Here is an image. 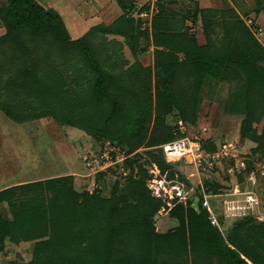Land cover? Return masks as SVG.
I'll list each match as a JSON object with an SVG mask.
<instances>
[{
	"label": "trees",
	"instance_id": "obj_1",
	"mask_svg": "<svg viewBox=\"0 0 264 264\" xmlns=\"http://www.w3.org/2000/svg\"><path fill=\"white\" fill-rule=\"evenodd\" d=\"M180 1L157 0L151 20L133 17L138 11L134 1H118L123 11L121 18L110 25H98L73 40L54 9H46L37 0H5L0 7V22L5 29L0 36V111L18 124L53 119L87 133L97 142L109 141L127 157L143 145L159 148L158 156L151 154L159 177L166 176L167 181L182 183L189 190L194 184L180 171L183 163H168L163 154V145L184 137L178 126L166 125V118L178 109L180 121L195 126L197 95L206 76L232 80L238 91L227 109L239 101L242 112L238 114L245 116L242 138L261 143L264 133L257 127L264 117V46L243 20V16L250 17L248 10L242 8L241 16L233 8L202 9L192 1L195 12L189 9L182 15L175 11ZM255 2L254 13L258 15L264 11V0ZM150 11V4L139 9L140 13ZM217 17L224 37L214 41L210 30L215 32L212 28ZM190 21L192 27L188 26ZM199 21L204 25L202 35L192 32ZM253 25L256 26L254 20ZM109 35L129 40L136 57L144 53L139 50L141 40L149 41L151 36L157 48L156 67L165 78L164 84L153 91L149 71L138 60L127 67L124 44L117 39L108 40ZM203 147L205 152L218 150L213 141L204 140ZM246 170L237 177L241 184L256 167L251 165ZM139 173V181L131 179L121 197L112 199L78 193L71 176L45 181L52 188L54 201L50 207L38 199L23 203L19 215L31 222L23 237L16 235L15 229L10 231L19 226V218L9 223L1 206L14 204L17 192L30 189L33 184L0 191V251L8 239L12 243L20 239L42 240L54 222L70 241L74 226L88 237L85 248L91 256L78 259L92 264H144L143 251L151 249L153 236L166 242L180 236L185 249L188 245L194 252L200 249L215 264H264V223L258 225L253 217L236 220L227 238L213 225L200 189L194 195L196 205L190 200L187 206L177 204L167 213L181 225L168 234H158L156 222L160 211L168 206L154 196L149 186L155 176L144 168ZM211 176V180L205 179V186L213 196L224 194L233 186L230 175L224 179L226 182ZM35 184L41 189L44 185ZM219 202V198L210 200L224 227L227 224ZM49 258V254L39 251L31 264H46Z\"/></svg>",
	"mask_w": 264,
	"mask_h": 264
},
{
	"label": "rangeland",
	"instance_id": "obj_2",
	"mask_svg": "<svg viewBox=\"0 0 264 264\" xmlns=\"http://www.w3.org/2000/svg\"><path fill=\"white\" fill-rule=\"evenodd\" d=\"M37 1L46 9H56L58 11L73 40L82 38L98 25H110L123 15V11L118 5V1L121 0ZM97 1L103 6L104 10H100L97 6ZM4 3L5 0H0V7ZM135 3L137 4L138 11L133 14V17L138 18L139 15H142L138 13L139 9L149 4L152 6L153 0H137ZM189 9L190 12H195V6L192 1L182 0L175 8V11L184 15L189 12ZM153 16L154 13H148L150 20ZM243 20L250 27L257 40L264 46V29L261 30L257 26H254L252 18L247 19L245 17ZM215 22V27L212 28L215 32L210 30L211 39L214 41L222 40L224 30L219 17L215 18ZM191 24L190 21L188 26L192 27ZM148 29L150 30L151 28ZM203 29L204 25L199 21L197 27L192 32L202 35ZM4 33L5 29L0 22V36ZM107 38L108 40L117 39L124 44L123 55L129 63L127 67H130L138 60L149 71V86L153 91L164 84L165 78L156 67L157 48L151 36L149 41L141 40L139 50L144 51V53L138 54L137 57L132 54L129 40L121 36L109 35ZM241 78L244 79L243 76ZM240 84L243 83L240 82ZM236 91H238V86L234 81H225L207 75L197 95L199 103L196 108L198 115L196 125H185L181 122L178 109L175 110L174 114L166 118V125L170 128L178 126L177 129H179V125L182 124L186 129V133L190 136L201 135L204 140L216 143L220 149L224 146H228L230 150L234 147L236 148L239 157L230 158L215 164V168L208 171L209 175H206L207 179L213 174L219 181L226 182L224 179L226 180V176L229 175L232 167L236 164H238V168L233 171L237 173V177H240L241 172L244 171L243 165H245L246 169L251 165H255V171L259 177L264 172V140L258 144L257 142L242 138L245 116L238 114L242 112L239 109L241 107L239 106V101L232 103L229 111L227 109V105L233 96L236 95ZM246 92L245 88L244 93ZM191 95H194V92ZM154 120L155 116L153 122ZM257 128L261 133H264V117ZM149 129L148 133L150 135L152 125ZM147 138L149 137L147 136ZM146 142L147 139L145 140V144ZM110 147L113 146L109 141L97 142V140L87 133L77 128L60 125L50 118L27 124H18L0 111V190L9 185L33 184L30 189L17 192L15 197L17 200L15 199L14 204L4 203L1 206L3 217L9 223H14L19 218L17 221L19 226L12 228L10 231L13 232L15 229V234L23 237V234L29 228L28 224L31 222L24 219V215H19L23 203L27 200L38 199L39 202L43 201L41 204L45 207L51 206L52 201H54V193L52 188L45 184V181L49 179L71 176L74 180V189L78 193L95 194L100 199H112L114 197H121L122 192L126 191L129 187L131 179L135 181L140 180L141 175L139 172L141 168L146 169L151 175H158V172L154 173L156 165L151 154L158 156L159 148H149L148 145H143L132 154H129L128 157L123 153L122 156L118 155L116 161H112L107 158ZM88 158L100 159L98 160L100 164L96 169L90 165L91 159ZM180 171L185 174L194 172L191 166H184V164L180 167ZM232 177L231 182L234 185L238 179L235 176ZM157 179L155 178L150 183L154 194L163 197L166 194L171 195L173 189H167L166 183L164 181H157ZM35 183H44V185L41 189ZM42 190L43 192H41ZM69 205H66V207ZM48 213H51L50 208L48 209ZM225 222L227 225L222 226L221 230L229 238L230 229L235 220ZM255 223L260 225L264 222L256 220ZM180 225V222L171 216L163 215L162 217H158L155 227L156 232L162 235V233L168 234L174 231ZM38 228L42 227L38 226ZM58 229L53 222L50 229L49 227L47 229V236L42 238V240L31 242L20 239L18 243H12L9 239L6 240L4 247L0 251V264H31L39 251H44L50 255L49 261L46 264H92L90 261L78 259V257L84 255H87L89 258L91 256L85 248L89 241L88 237L80 234L79 229L74 226L72 231L73 239L70 241L61 229H59L61 230L59 231L60 233L57 232L58 235L55 236V231ZM69 242L71 243V247H69ZM152 244V251H150L151 249L148 251V248L143 251L146 258L144 264L216 263V261H210L207 253L200 249L194 252L191 245H188L187 249H185L183 239L180 236L172 242L161 241L153 236Z\"/></svg>",
	"mask_w": 264,
	"mask_h": 264
},
{
	"label": "built area",
	"instance_id": "obj_3",
	"mask_svg": "<svg viewBox=\"0 0 264 264\" xmlns=\"http://www.w3.org/2000/svg\"><path fill=\"white\" fill-rule=\"evenodd\" d=\"M156 1L157 0H153L150 11L151 13L155 11ZM140 14L142 15H139V17H148V14L146 12H141ZM178 130L182 135H184V137L163 145V154L168 163H183L184 166L187 165L193 168L194 172L186 175L187 179L191 181L194 186L189 190H186L185 185L182 183H179L177 181H167L166 176L159 177V171L156 168L154 173L156 174L158 172V175H153L156 179L158 178L157 181H164L166 183L167 189H173V191H171V195L166 194L164 197L161 195H155L153 191L154 196L162 199L167 203L168 206V209L163 208L160 211V216L162 217L163 215H167V213L171 211L177 204H183L187 206V203L190 200H193L194 204L196 205L197 197L194 195L195 193H197V190L200 189L204 197V206L209 211L210 218L214 226H217L221 229L217 214L210 203V200L212 198H219V203L222 205V210L226 221H236L248 217H253L257 221L264 222V172L261 173V177H259L256 171H251L246 176L245 182L243 184L239 183V181L237 180L234 185L224 194L213 196L208 193L205 186V179H207L206 175H209L208 171L213 170V168H215V164H217L218 162H223L230 158H238L239 153H237L235 147L230 150L228 146H224L221 149L218 147V150L215 152H205L203 147L204 139L201 135L197 134L194 136H190L186 133V129L182 124L179 125ZM110 150L107 154V158L111 159L112 161H116L118 155L122 156L123 154L117 151L115 147H110ZM98 160L97 158L91 159V161L89 162L90 165L94 167V169H96V167H98V165L100 164V161ZM243 167L245 171V165H243ZM236 168H238V164L232 167V170L229 172V175L231 177L235 176V178H237V173L233 171L236 170ZM193 178H195V180H193ZM211 178V176L208 177L209 180H211ZM202 179L204 180L202 181Z\"/></svg>",
	"mask_w": 264,
	"mask_h": 264
},
{
	"label": "crops",
	"instance_id": "obj_4",
	"mask_svg": "<svg viewBox=\"0 0 264 264\" xmlns=\"http://www.w3.org/2000/svg\"><path fill=\"white\" fill-rule=\"evenodd\" d=\"M131 1L137 2V0H131ZM191 1H193L194 3H198L202 9L226 10L227 8H233L241 16H243L242 8H244L243 10H245V11L248 10L250 12V17L247 19L252 18L256 22V26L258 29H261V30L264 29V11H262L258 15H256L254 13V9L256 8L255 0H236L237 2L234 0H191ZM97 6L100 8V10L101 9L104 10L103 6L98 1H97ZM243 18H244V16H243ZM27 183H29V182H27ZM18 185H21V184H18ZM14 186H17V185H14ZM10 187H13V186L9 185V186L1 189L0 191H3V190L10 188Z\"/></svg>",
	"mask_w": 264,
	"mask_h": 264
}]
</instances>
